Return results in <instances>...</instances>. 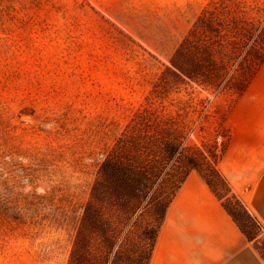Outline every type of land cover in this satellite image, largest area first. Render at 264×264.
I'll return each mask as SVG.
<instances>
[{"label":"rangeland","instance_id":"rangeland-1","mask_svg":"<svg viewBox=\"0 0 264 264\" xmlns=\"http://www.w3.org/2000/svg\"><path fill=\"white\" fill-rule=\"evenodd\" d=\"M208 1L0 0V264L66 263L101 159ZM176 79L161 103L221 147L237 98Z\"/></svg>","mask_w":264,"mask_h":264},{"label":"trees","instance_id":"trees-1","mask_svg":"<svg viewBox=\"0 0 264 264\" xmlns=\"http://www.w3.org/2000/svg\"><path fill=\"white\" fill-rule=\"evenodd\" d=\"M263 61L264 0H209L101 159L65 264H148L166 209L190 171L264 260L263 224L218 169L229 136L221 147L190 143L192 106L168 109L160 101L176 78L235 100Z\"/></svg>","mask_w":264,"mask_h":264},{"label":"crops","instance_id":"crops-1","mask_svg":"<svg viewBox=\"0 0 264 264\" xmlns=\"http://www.w3.org/2000/svg\"><path fill=\"white\" fill-rule=\"evenodd\" d=\"M230 114L238 128L218 169L264 226V61ZM148 264H264V260L198 173L190 171L166 209Z\"/></svg>","mask_w":264,"mask_h":264},{"label":"water","instance_id":"water-1","mask_svg":"<svg viewBox=\"0 0 264 264\" xmlns=\"http://www.w3.org/2000/svg\"><path fill=\"white\" fill-rule=\"evenodd\" d=\"M29 115H25V117H28Z\"/></svg>","mask_w":264,"mask_h":264}]
</instances>
